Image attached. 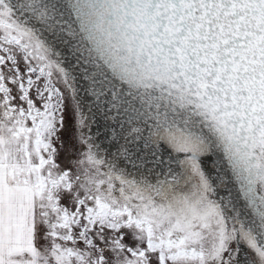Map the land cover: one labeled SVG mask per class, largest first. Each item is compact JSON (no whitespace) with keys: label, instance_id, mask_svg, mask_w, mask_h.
Segmentation results:
<instances>
[{"label":"snow or ice","instance_id":"6c2138e0","mask_svg":"<svg viewBox=\"0 0 264 264\" xmlns=\"http://www.w3.org/2000/svg\"><path fill=\"white\" fill-rule=\"evenodd\" d=\"M0 264H264V0H0Z\"/></svg>","mask_w":264,"mask_h":264},{"label":"rangeland","instance_id":"374dc122","mask_svg":"<svg viewBox=\"0 0 264 264\" xmlns=\"http://www.w3.org/2000/svg\"><path fill=\"white\" fill-rule=\"evenodd\" d=\"M66 139H67V135H66Z\"/></svg>","mask_w":264,"mask_h":264}]
</instances>
